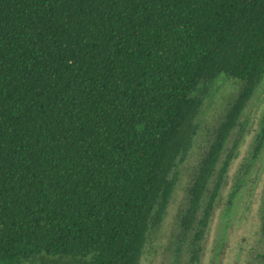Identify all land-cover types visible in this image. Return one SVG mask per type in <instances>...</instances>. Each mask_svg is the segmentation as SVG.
I'll return each mask as SVG.
<instances>
[{
  "label": "trees",
  "instance_id": "16d2710c",
  "mask_svg": "<svg viewBox=\"0 0 264 264\" xmlns=\"http://www.w3.org/2000/svg\"><path fill=\"white\" fill-rule=\"evenodd\" d=\"M263 75L264 0H0V264H138L224 76L240 92L180 220L196 260Z\"/></svg>",
  "mask_w": 264,
  "mask_h": 264
},
{
  "label": "rangeland",
  "instance_id": "374dc122",
  "mask_svg": "<svg viewBox=\"0 0 264 264\" xmlns=\"http://www.w3.org/2000/svg\"><path fill=\"white\" fill-rule=\"evenodd\" d=\"M240 82L224 76L201 88L196 134L177 168V183L159 227L148 234L138 264H262L264 255V75L237 117L219 157L215 172L227 160L214 210L193 259L191 235L180 224L188 203V190L215 130L237 99ZM227 155L229 159H227ZM214 178L211 179V183Z\"/></svg>",
  "mask_w": 264,
  "mask_h": 264
},
{
  "label": "flooded vegetation",
  "instance_id": "af4514ba",
  "mask_svg": "<svg viewBox=\"0 0 264 264\" xmlns=\"http://www.w3.org/2000/svg\"><path fill=\"white\" fill-rule=\"evenodd\" d=\"M262 130H263V129H262ZM261 142H262V141H261ZM257 143H258V142H257ZM256 147H257V144H256ZM256 147H255V151H256ZM258 150H259V149H258ZM258 150H257V151H258ZM257 151H256V152H257ZM261 259H262V257H261ZM263 263H264V262H263V259H262V264H263Z\"/></svg>",
  "mask_w": 264,
  "mask_h": 264
}]
</instances>
